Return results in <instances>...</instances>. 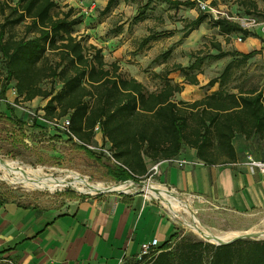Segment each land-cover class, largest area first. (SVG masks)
<instances>
[{"label":"trees","instance_id":"1","mask_svg":"<svg viewBox=\"0 0 264 264\" xmlns=\"http://www.w3.org/2000/svg\"><path fill=\"white\" fill-rule=\"evenodd\" d=\"M115 3L108 0L103 12ZM256 9V3L248 1L244 12L251 14ZM206 17L219 34L252 35L236 22L203 13L188 22L187 33L197 29ZM80 23L74 8L57 9L54 0L0 1V74L4 71L0 75V98L5 99L9 84L14 82L16 102L37 97L45 100L43 117L68 118L72 134L82 143L89 144L100 135L102 146L117 162L107 171L116 180L144 178L149 163L174 158L184 147L195 150L201 162L214 165L235 162L236 134L264 141L262 94L253 89H223L233 68L257 51L227 53L218 42L213 43L217 53L200 55L199 51L184 67L174 64L171 69L154 73L160 85L148 90L140 80L126 76L116 61L107 62L101 47L73 35ZM20 25L23 35L17 37L14 28ZM225 55L239 57L206 83L207 88L218 84V89L192 102L174 99L184 84H199L190 71L199 70L206 58ZM174 71H179L180 83L168 76ZM44 82L49 85L42 86ZM2 118L12 123L8 115ZM77 145L89 151L83 144ZM5 251L0 252V264H8V258L3 257ZM126 264H264V239L243 238L215 245L192 233L174 230L149 260L134 259Z\"/></svg>","mask_w":264,"mask_h":264},{"label":"rangeland","instance_id":"2","mask_svg":"<svg viewBox=\"0 0 264 264\" xmlns=\"http://www.w3.org/2000/svg\"><path fill=\"white\" fill-rule=\"evenodd\" d=\"M15 1L9 0L11 4ZM107 1L54 0L57 9L66 11L72 7L81 17V23L74 27L73 35L101 47L107 62L116 61L126 76H136L148 90H155L160 85L159 79L153 76L154 73L171 69L174 64L184 67L193 62V56L199 51L200 55L217 53L212 44L218 42L222 51L227 53L244 54L257 51L245 63L233 68L223 89L231 92L253 89L259 91L264 99V0H200L207 5L205 10L198 7L197 0H116L108 11L103 12ZM248 1H254L257 6L251 14L244 12V9L248 8ZM177 2L182 4L176 6ZM241 2L244 5H241ZM200 13L209 14L213 18L230 17L232 21L248 28L252 35L244 37L241 33L219 34L217 28L212 27L208 17L197 29L187 33L188 22ZM23 29L21 25L14 28L17 37L23 35ZM145 38L148 40L143 44ZM237 38L241 40L238 41ZM163 53L168 54L162 57ZM235 56L237 55L203 60L199 70L190 71L197 76L199 84L184 85L183 91L175 95L174 99L192 102L218 89V84L207 88L206 83L219 76L225 65ZM3 73L2 70L0 75ZM178 73L179 71H174L168 76L174 81ZM13 83L9 84L5 96V100H9L12 105L8 108L5 100L0 98V161L6 164L5 168L0 169L2 195L33 198L71 193L81 196L101 194L79 190L80 185L69 177L66 178V185L51 187H35L20 182L18 176H33V171H41L52 178L70 173L78 174L89 182L100 183L105 187L130 181L134 185L132 191L147 184L161 187L149 178V174L140 180L133 177L128 180H116L107 172L114 163L103 150L99 152L88 149L89 152L64 135L54 134L55 129H49L48 134L35 131L38 128L47 131L48 128L43 129L35 125L37 120L25 109L38 112L43 100L37 97L32 100L33 103L16 102ZM48 85V82L42 83L44 87ZM55 87L58 89L59 85L55 83ZM4 109L8 113L4 112ZM3 115H8L13 124L4 120ZM19 120L23 121V124H17ZM62 136L64 137L61 138ZM89 145L104 148L95 137ZM11 163L14 166L10 165ZM155 200L174 221L175 229L179 232L192 233L199 239L214 242L201 237L192 226L184 223L183 220H186L190 223H200L217 235L243 233L242 235L254 234L248 237L249 239H264V206L235 212L181 196L177 197L179 209L172 211L159 198Z\"/></svg>","mask_w":264,"mask_h":264},{"label":"crops","instance_id":"3","mask_svg":"<svg viewBox=\"0 0 264 264\" xmlns=\"http://www.w3.org/2000/svg\"><path fill=\"white\" fill-rule=\"evenodd\" d=\"M181 81L178 73L174 82ZM45 102H40L39 111ZM6 109L3 111L8 113ZM35 125L48 128L35 131L48 134L49 129L54 130L39 120ZM95 140L102 145L100 135ZM233 146L235 162L214 165L201 162L195 150L184 147L174 158L185 163L178 166L159 161L152 181L177 197L198 199L226 210L263 207L264 172L247 165L246 159L251 156L263 161L264 141L236 134ZM151 165H147L148 170ZM119 191L33 198L0 193V252L6 250L3 257L8 258V264H126L135 259L141 243L157 238L160 246L176 230L174 221L150 192Z\"/></svg>","mask_w":264,"mask_h":264},{"label":"bare ground","instance_id":"4","mask_svg":"<svg viewBox=\"0 0 264 264\" xmlns=\"http://www.w3.org/2000/svg\"><path fill=\"white\" fill-rule=\"evenodd\" d=\"M10 165L14 166L13 163H11ZM5 166H6V164H3V162L0 161V169L5 168ZM3 173L7 174L5 172H3ZM32 173H33V176H18L20 179V182L27 184L29 186H35V187H43V186L44 187L45 186L51 187L53 185H66L67 184L66 178L69 177L73 180L74 183L80 185V187L78 186L79 190L83 189L84 191H86L88 193L101 192V191L106 190V189H113V190H118V191L119 190L125 191V190H133L134 189V185L130 181L120 183V184L118 183L117 185H111V186L105 187L100 183L89 182L84 177H81L78 174H73V173L66 174L63 177H58V178H52L50 176H47L44 173H42L41 171H33ZM144 189L147 192H150L152 195L160 198L164 203H166V205L168 206V208L170 210L176 211V209H179V207L177 206V197H176L177 195H175L174 193H171L165 189H162L161 187H159L157 185H145ZM174 207H176V208H174ZM175 214H177V213L175 212ZM179 215H180V213H179ZM182 218H183V216H182ZM192 219L194 221H196L193 217H192ZM183 221L186 225L192 226L201 237H204L205 239H208V240H212L215 243L221 242V241H226L225 239H231L233 237L240 236L243 234V233L242 234H240V233H228V234H224V235H217V234L211 232L209 229H207L206 227H204L200 223L192 222L193 223L192 224V223H190V221L189 222L186 220H183Z\"/></svg>","mask_w":264,"mask_h":264},{"label":"built area","instance_id":"5","mask_svg":"<svg viewBox=\"0 0 264 264\" xmlns=\"http://www.w3.org/2000/svg\"><path fill=\"white\" fill-rule=\"evenodd\" d=\"M197 4H198V7L201 10H205L207 8L206 3H204V2H202L200 0H197ZM218 14H220V13H218ZM220 15L223 16V14H220ZM222 18H225V19H227L229 21H232V18L227 17V16L222 17ZM233 22H235V21H233ZM236 23H238V22H236ZM240 26H242V25H240ZM243 28H246V27H243ZM246 29H248V28H246ZM237 40L240 41L241 39L237 38ZM25 111L28 114H30L33 118H35L36 120H39L40 122H42V123L52 127L53 129L59 131L62 135H64L65 137H67L69 139H72L77 144H83L85 147H87L88 149H90L92 151H99L100 152L101 150H103L106 153V155L111 159V161L113 163H117L113 159V157L111 156L110 152L107 149H105V148L102 149V148L95 147V146H92V145H89V144H84L81 141H79L72 134V132H71V130L69 128L70 127V122H69L68 118H64V119H55L54 118V119H51V120H47V119H45L43 117V112L42 111H38V112H35V113L30 111V110H26V109H25ZM95 129H97V127H95ZM166 161L171 162V163H175L178 166H182L185 163L184 161L177 160L175 158H170V159H167ZM246 164L251 166V167H256L259 171L264 172V160L263 161L255 160L251 156H248L247 159H246ZM158 167H159V161L155 162V163H152L150 169L147 172V176L149 174V178H150L153 175H155L157 170H158ZM147 185H149V184H147ZM150 195L155 197L152 194H150ZM197 198L198 197H192L191 199H197ZM158 246L159 245H158L157 238H152L150 241L141 243L140 246H139V251H138V253L135 256V260L138 261V262H146L147 260H149L158 251Z\"/></svg>","mask_w":264,"mask_h":264},{"label":"water","instance_id":"6","mask_svg":"<svg viewBox=\"0 0 264 264\" xmlns=\"http://www.w3.org/2000/svg\"><path fill=\"white\" fill-rule=\"evenodd\" d=\"M144 189H143V187L141 188V191H143ZM105 192H118V193H121L122 191H118V190H113V189H106V190H103V191H101V192H98V193H105ZM156 197V196H155ZM156 198H158V197H156ZM160 199V198H159ZM161 200V199H160ZM162 201V200H161ZM254 234H252V235H249V234H246V235H240V236H236V237H233V238H231V239H229V240H226V241H221V242H217V243H214V242H211V241H209V242H211V243H213V244H215V245H222V244H227V243H230V242H232V241H234V240H237V239H243V238H248V237H251V236H253Z\"/></svg>","mask_w":264,"mask_h":264}]
</instances>
